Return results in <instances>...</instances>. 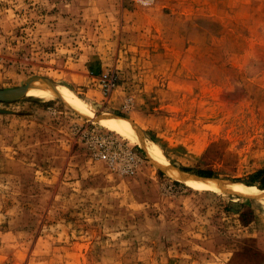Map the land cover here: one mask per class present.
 Returning <instances> with one entry per match:
<instances>
[{"label": "rangeland", "instance_id": "374dc122", "mask_svg": "<svg viewBox=\"0 0 264 264\" xmlns=\"http://www.w3.org/2000/svg\"><path fill=\"white\" fill-rule=\"evenodd\" d=\"M263 168L264 0H0V264H264Z\"/></svg>", "mask_w": 264, "mask_h": 264}, {"label": "bare ground", "instance_id": "6f19581e", "mask_svg": "<svg viewBox=\"0 0 264 264\" xmlns=\"http://www.w3.org/2000/svg\"><path fill=\"white\" fill-rule=\"evenodd\" d=\"M33 87V86H32ZM31 87V89H32ZM55 88V89H53ZM33 90L43 91V92H55L59 96L63 97L64 100L68 103L69 101L72 102V106L83 110L84 105L81 102V100L69 89L63 87V86H54L50 83H38L33 87ZM26 90H19L13 93L5 94L3 95L4 98H12V97H22L25 94ZM70 105V106H71ZM73 107V108H74ZM99 122L103 124L106 127H109L113 130H116L117 132L121 133L122 135L128 137V138H136V134L133 131L132 125L126 121L125 119H122L117 116L109 115V116H102L99 119ZM162 162H164L166 165H164V170L167 174H169L173 179L180 181L182 183H186L189 185H192L198 189H217L221 188L224 190L231 191L235 194L239 195H248V196H254L259 197L261 196V192L257 189H252L249 186H245L239 183L235 182H219L215 181L212 178H205L200 177L197 175H190L184 171H181L178 168L169 167L167 162L165 161V158L158 153L156 155ZM259 199V198H258Z\"/></svg>", "mask_w": 264, "mask_h": 264}, {"label": "trees", "instance_id": "16d2710c", "mask_svg": "<svg viewBox=\"0 0 264 264\" xmlns=\"http://www.w3.org/2000/svg\"><path fill=\"white\" fill-rule=\"evenodd\" d=\"M151 140H153V139H151ZM181 169L184 171H189V169H184V168H181ZM195 174H197V176L199 175V176H203L205 178L213 176V174L208 172V171H196ZM256 179H260L261 185H259V188L264 189V168L257 171L254 175H250L249 181L246 184L255 185Z\"/></svg>", "mask_w": 264, "mask_h": 264}, {"label": "built area", "instance_id": "2783aa9c", "mask_svg": "<svg viewBox=\"0 0 264 264\" xmlns=\"http://www.w3.org/2000/svg\"><path fill=\"white\" fill-rule=\"evenodd\" d=\"M101 83H102V89L105 92L111 91L112 88L115 86L114 77L113 76L108 77L106 74L103 75V78L101 79ZM102 158L107 159V154L102 153Z\"/></svg>", "mask_w": 264, "mask_h": 264}]
</instances>
